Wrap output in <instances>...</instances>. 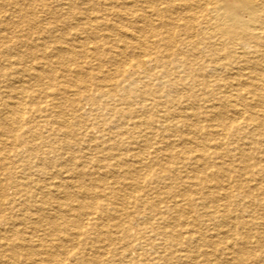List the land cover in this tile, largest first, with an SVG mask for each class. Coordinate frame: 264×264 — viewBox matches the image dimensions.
Instances as JSON below:
<instances>
[{
	"label": "bare ground",
	"instance_id": "1",
	"mask_svg": "<svg viewBox=\"0 0 264 264\" xmlns=\"http://www.w3.org/2000/svg\"><path fill=\"white\" fill-rule=\"evenodd\" d=\"M2 1L5 4L4 6L11 5V3L14 5L19 3L18 0ZM62 1L63 3L60 4L59 10L52 11V9L50 10V14L54 16L55 14L62 17L66 16L67 20L61 24L59 22L56 23L58 20L56 22L54 21L53 24L49 23L50 21L48 20V25H52L49 27L46 26L47 29L44 27L46 25L44 21L37 22L40 24V27H36L34 26L35 23H32V25L30 22L25 23L26 25L22 24V21H20L22 23L13 21L11 25L7 24L11 16L6 14L0 17V84H10L5 87L6 89L4 88L6 92L5 96L0 95V155L2 156L1 151L6 147L5 139L12 133V128L15 127L17 130H22V126H26L29 130L36 128L33 125L34 122H31V119L26 117L28 111L24 95L27 90H32L34 87H38L40 83H43V81H46V71L52 73V67H50L52 64H54L56 70H60L59 74L53 75L54 77L51 80L55 83V86H57V92L60 93L46 94V92H43V94L45 98L49 97L56 102L52 103V105H56V107L53 106V108L58 109L56 116L61 119L64 113L63 110L66 107L74 113L72 117H81L79 114H76L79 108H76L74 96L77 97V95L71 91L69 83L65 82L63 78L64 75L74 74V77L77 78L76 83L81 86L87 77L82 75L84 65L89 66L90 70L95 71L94 75L97 76L94 78L95 80L99 78L107 83L113 81L114 78L109 76L107 71L103 70L102 65L105 62L109 64L112 63L116 67L115 69L117 72L123 76L124 81L127 82L126 87L121 86L122 83L118 84V86H121V91L126 94L135 93L134 90H136L135 87L137 84H140L142 88V85L145 84V79L154 77L157 85L150 89L148 88V84L150 83H148L146 84L148 90L142 88V91L139 90V92H141L142 96L150 93L153 98H156L153 104L150 103L151 106L148 107V109L159 117L161 114L160 124L155 128V135L162 146L151 153L131 147L134 144H136V147L139 146L140 149L141 147H147L149 140L147 136L140 131V126L144 121L130 122L129 120L128 136L130 139L134 140V143L132 141L129 142L127 148L123 150L125 152L124 155H120V153L116 154V151L115 154L110 155L112 158L111 160H113L111 163L105 164L104 158H102L104 160H96L95 164H93L95 168L91 169V171L86 174L89 183L81 179L82 174L79 172L80 169L81 172H83V169L89 164L82 160L83 156L71 158L69 161L73 164V167L76 168L75 173L79 180H75L74 177L71 176L66 177V180L62 179V184L51 185L47 182L43 186L36 188L37 192H39L40 200H46L49 196L53 200V205H50L51 202H49V198L47 201L49 204L46 205L45 201V203L42 202L37 205L35 213H44L45 215L46 212L51 210V206H53L55 210L52 212L53 215L50 216L52 221L48 222L49 230L50 233L55 234L57 232L62 234L63 237L59 234L55 235V237H53L54 234H46L45 232L47 231H44V228L43 230L41 229L44 233L39 234L38 232L40 231L41 223L44 219L42 220L34 216V213V215L32 214L29 217V220L32 222L30 227L31 231L18 232L13 230L19 233H14V235L17 234V239L20 237V244L18 246H16V244L15 246H3L0 242V264H18V261L27 264L26 262L31 260L30 255L33 257L36 255L37 251H40L37 253L38 256L41 255L44 257V263L47 262L51 264L55 256H61L63 260L61 259L59 264H66L65 260L67 259L72 264H84L87 255L84 253L86 251L84 248L91 242L89 231H85L87 229L86 225L95 226L94 224L99 220L98 216L96 218L94 217L96 215L93 207L97 206V208H100L102 211L113 210V213L115 215L117 214L112 206L108 204H97L95 202L100 198L97 193L105 192L104 189H107L104 187L107 184L104 178L107 179L108 177L113 178L118 176H123L122 178L125 183L122 184V187H124V189L133 190V192L141 189V186L137 185L135 181L138 178H146L148 176L158 177L163 181L167 180L169 182L167 188L170 190L177 188V191H179L185 188L186 191L184 196H186V198L184 199L188 202L187 206H189L190 209L196 210L198 207L212 209L207 214H199L200 217L197 221H202V225L215 221L216 225L220 227L219 229L222 228L224 234L229 233L231 230H239L238 237L230 241L231 246H226L227 244L225 243V245L224 241L220 238L214 239L212 235L207 236L199 233L195 229L185 232L182 235L168 233L170 239L176 243L175 246H181L182 244L192 242L194 238L197 237L199 241L209 243L211 246L218 248V251L221 250L220 254L217 256L216 254L212 253L210 255V253L202 251L200 253L204 258L202 264H221L222 261L220 260H223L222 256L224 255V251L230 256H227V258L225 257L228 261H226V259L224 260V262L228 264L264 263V216L262 217L260 212H258L260 214L255 213V205L264 210V0H143L147 9L144 11L142 9H134L133 11L128 10L127 6H133V8H135L138 0H130L129 2L127 0H122L123 2L120 0H102L100 3L96 4L93 0H61V2ZM27 2L31 3L29 0ZM46 2L49 3L48 0H45L43 2L45 6ZM117 3L121 4L115 10L116 5L114 4ZM143 3L141 2V4ZM24 5L25 4H23V7ZM6 8L7 7H5V9ZM45 9L46 8H44V10ZM22 11H27L26 16L34 13V10L25 8L24 10H17L16 14L22 13ZM128 13H131L136 18L134 19L136 23L132 27L125 25V21H128ZM108 15L116 18V24L109 25L106 20L107 18H105ZM15 19L18 20L17 18ZM23 20L25 22V19ZM36 20H38L37 17ZM60 26L69 29V32H74V34H69L70 36L74 35V37L71 38V44L68 43V41L66 43L65 38L56 36V32H58V27ZM20 27H26L23 30H25L28 36L30 35V31L32 32L34 29L38 30L42 28L37 36L40 42H35L36 40L30 42H34V44L38 46L35 45L34 48H30L28 47L29 44L26 45L13 42L11 32L14 28ZM100 31L107 32L108 35L101 37L97 36ZM15 32L16 31H14V34ZM61 32H63V30ZM83 34L89 36L82 37ZM48 35L54 39L56 44V46L50 47L52 50L48 49V45H46V37ZM14 38L16 37L14 36ZM38 39L37 41H39ZM96 40L104 41V45L106 46L105 50H98L99 47L96 43H93ZM59 43H65L66 45ZM46 48L51 50V52H49L50 56H48L47 53V57L55 60L52 64L46 63L48 59L46 58ZM124 50H130L132 53L137 51V55H140L139 59L134 58L135 61L133 63L124 61V57L122 56L125 54ZM65 55L66 58L67 56L69 57L66 60L63 57ZM25 58L27 61L32 60V63L29 65L25 64ZM86 59H88L89 62H85L84 60ZM78 62L83 65L78 66ZM145 64H151L152 71L145 69ZM119 67L123 68L124 71L121 72ZM126 68H139L142 70V73L140 75L134 73L133 75L127 73V71H125ZM207 69H209L210 73H205ZM211 76L215 77V83L218 85V89L216 92L210 91L208 94H213V99L219 97V100L217 103L215 102L216 104L212 103L203 106L205 115L204 123H206V125L202 126L199 120L200 116L197 113H193L194 111H189L192 110L190 100L180 96L181 94L179 95L177 91L179 89H183L182 91H184V87H190L193 93V89L199 87L200 90H203L204 93L206 92L205 95H207L209 91L208 78ZM105 87H107V85ZM98 88L102 90L103 96L110 99L114 97L111 94L112 92L109 93L110 91L106 90L104 86H98ZM115 97H117V95ZM161 97H164L163 102H161ZM190 97L192 96L190 95ZM245 99H247V101ZM177 101H180L179 106L185 105L183 111L180 110L179 106H175V102ZM94 102V99H91L90 105L92 108L94 107ZM141 103L144 104L145 99H141L139 104ZM29 106H31V104ZM33 107L34 106L31 108L35 111L36 108L34 110ZM142 108L146 110L144 106H142ZM49 111L50 109L45 108V110H41V113H47ZM132 112L127 108L124 110L120 109L118 113L116 112L114 117L118 114V117L127 120L130 118ZM228 113H231L230 120L229 118H227L228 120H226V118L224 120V116ZM145 123L150 125L147 121ZM60 125L62 126H60V128L64 130L61 131L63 139L59 143V149L66 150L74 146H76L74 148H78L77 144L69 142V137L72 133L70 127L64 123ZM230 131H232L233 134H230ZM242 132H247L249 134V140H247L246 144H250V147L247 150H244L242 145L238 146V144H235L236 142L231 141V143L235 144L234 148L219 151L220 147L229 143L224 142L230 138L227 133L234 136ZM120 135L127 136V134ZM100 140L98 139V141ZM14 147L13 152L17 148ZM94 147L95 150L101 147L100 151L103 152L108 149V147L103 148V145ZM111 150L113 151V149ZM4 151L6 152V150ZM165 153L167 154L165 155ZM254 153H257V156H255ZM128 154H131L132 157V160L129 162L123 159V156ZM35 157H37V155H35ZM39 157H37V159ZM224 157H227L228 161L225 160ZM2 158L3 157H0V169L3 167ZM121 166L127 169L129 168V170L124 169L125 172L123 170V173H110V175L106 173L105 176H103L104 178L97 176L96 169L98 171L99 169L116 167L120 169ZM132 168L135 170L133 171ZM188 169H190V171ZM237 170L239 173L241 172V175L249 176L250 182H256V179H258L262 183L259 185L240 184L235 180L237 178L234 179L235 176L233 175L238 174L236 172ZM2 173L3 172L0 173L1 176ZM50 177H53V175ZM254 177L256 178L254 179ZM224 183L231 186L227 187ZM232 187L242 195V199L232 200V196H228L229 188L232 189ZM93 188L101 190L96 193L92 191ZM67 190H73L76 196L83 198L84 201H88V203L76 206L77 215L71 214V212L74 211L71 210L72 207L69 205L68 201L72 200L75 196L70 195ZM170 190H167L168 193H165L168 197L174 198L177 195L178 197L180 196L179 192L178 194L172 195V191ZM114 191L112 189V191L109 190L107 193L110 195L115 194ZM257 191H259V193H257ZM118 193H120V191H118ZM102 194L104 195V193ZM1 198L2 197H0V199ZM102 201H106V198ZM36 202L37 200L33 203L35 204ZM158 206L157 204H152L146 208L158 213ZM181 207L179 203H173V205L167 204L164 206L166 211L175 213V215L178 216V220L183 218L181 214H177L181 210ZM24 211L25 210H23V212ZM242 211L249 214L248 219L242 218ZM65 214L69 216L68 222L72 224L75 231L77 230L76 233L70 234L69 236L67 235V237H65V227L68 222L61 223L55 221L57 218L64 217ZM54 215L57 216L55 217ZM225 218L228 219V221H225ZM79 219H81L82 224L78 222ZM84 220L87 222L86 225L83 223ZM184 223L187 224L185 221ZM128 225L132 226L130 227ZM128 225H126L127 227H122L121 231L118 232L123 235V240L128 237V235H126V229H134L136 226L134 223H128ZM188 225L192 226L193 223L191 222V224ZM35 226H39V229L35 228ZM72 227L69 228L71 229ZM162 230H166V226H164ZM253 231L256 235H254ZM107 232H105L106 235H108ZM108 237L110 240L112 239V235ZM102 238L103 237L98 234L95 242H101ZM176 238H180V243ZM1 239L0 235V240ZM34 242L35 245L33 244ZM25 247H27L28 250H23ZM51 248L57 252L53 253ZM96 253H99V250L94 252V254ZM234 254L238 256L235 257ZM100 255L103 256L104 253L101 251ZM123 257H125V255ZM179 257L180 256L176 255V257L173 256V259L177 263L182 264L180 259L183 258ZM193 259L197 260L196 257ZM189 261L191 262L193 260Z\"/></svg>",
	"mask_w": 264,
	"mask_h": 264
},
{
	"label": "rangeland",
	"instance_id": "2",
	"mask_svg": "<svg viewBox=\"0 0 264 264\" xmlns=\"http://www.w3.org/2000/svg\"><path fill=\"white\" fill-rule=\"evenodd\" d=\"M22 1L23 0H18L19 3H17L16 5L11 3V5L4 6L5 4L3 3L2 0H0V17L4 16L6 14L11 16L10 17L11 20L9 19L7 21V24L12 25L13 21H19V22L22 21L23 23L20 22L22 24L30 22V24L35 23L36 25L34 24V26L40 27V24L37 22L38 21H40V22L44 21V23H46V25L44 27H46V26L49 27L54 23V21L56 22L58 20L56 23L59 22L61 24L67 20L66 16L62 17L58 14L57 15L55 14V16L50 14V10H52V9H53L52 11L59 10V8L61 6L60 4L63 3V1L61 2V0H57V1L56 0H48L49 3L46 2V6L43 4V2L45 0H37V1L36 0H32V1L29 0V2H31V3H28L27 2L28 0H24L23 3H22ZM101 1L102 0H93V2L95 4L100 3ZM120 1L123 2L122 0H120ZM127 1L129 2L130 0H127ZM141 2L143 3V0H140V1L138 0L135 8H133V6L132 7L127 6L128 10L129 11H133L134 9H138V10L142 9L143 11L147 10L144 3L141 4ZM23 4H25V5L27 4V5L26 6L24 5V7H23ZM30 4H32V5H30ZM120 4L121 3L114 4V5H116L115 10L120 6ZM20 6H22V7H20ZM55 6H58V7H55ZM5 7H7V8L5 9ZM25 8L34 10V13H32L31 15H28V16H26L27 11H24V12L22 11V13L16 14L17 10H19V9L24 10ZM44 8H46V9L44 10ZM128 14L129 15L127 16V19L129 21V23H128V21L127 22L125 21V25L132 27L136 23L134 20L136 18L131 13H128ZM21 16L24 18H22ZM39 16H40V18H39ZM36 17L38 20H36ZM55 17H56V19H55ZM15 18H17L18 20H16ZM62 18H65V19H62ZM105 18H107L106 20L109 23V25H114L117 22V20L114 16L108 15ZM12 19H14V20H12ZM23 19H25V22ZM31 20H32V22H31ZM47 22L52 23V24L48 25ZM47 27H46V29H47ZM20 28H14V30L11 32L13 34V35L11 34V36L13 37V42L19 43V44L23 43L26 45L29 44L28 47L34 48V46L37 44H34V42L33 43H30V42L33 40L34 41L36 40L35 42H40V40L38 39L39 37L37 38V36L39 35L40 30L42 28H39L38 30L34 29V30H32V32L30 31L29 36L26 35L25 30H23L26 27H24V28L20 27ZM58 28H59V30H58V32H56V36H60L62 38H65L66 43H67V41H68V43H70L71 38L74 37V35L70 36L69 34L70 33L74 34V32L73 31L69 32V29H65L61 26ZM62 30H63V32H61ZM14 31H16L15 34H14ZM105 35H108V33L100 31V32H98L97 36L101 37V36H105ZM14 36L16 38H14ZM84 36H89V35L83 34L82 37H84ZM37 39L39 41H37ZM93 43H96V45L99 47L98 50H100V51L105 50V48H106L103 40H96ZM59 44L66 45L65 43H59ZM46 45H48L47 46L48 49H51L52 47L56 46L54 39L49 35L46 37ZM48 49L46 48V58H48L46 60V63L52 64V62L53 61L55 62V60L51 59L50 57H47V53H48V56H50L49 52H51V50H52V49L51 50H48ZM124 51H125V54L122 55L124 57V61L133 63L135 61L134 58L139 59L140 55L139 54L137 55V51H135L134 53H132L130 50H124ZM29 53H30V51H29ZM63 57L65 58V60L69 58L68 56L66 58V55ZM102 60H103V58H102ZM84 61L89 62L88 59H86ZM24 62H26L25 64L29 65L32 63V60L27 61L25 58ZM92 64H96V63H92ZM77 65L82 66L83 64L81 65L80 62H78ZM144 66H145V69L152 71V68H151L152 65L151 64H145ZM50 67H52L51 71L53 74L48 73L46 71V81H43V83H40V85H38V87H34L32 90H29V91L27 90V92L24 95V99L26 101L25 103H26L27 111H28V113L26 111V113H27L26 117H29L31 119V122H34L33 125L36 128H33V130H29L26 126H24V127L22 126L23 132H22V130H19V129L17 130V128H15V127L12 128L11 129L12 133L10 135H8L7 138L5 139V146L6 147H4L3 151H1L2 156L0 155V157H3L2 158L3 159L2 160L3 167H2V169H0V173L1 172H3V173H2V176L0 175V197H2L0 199V230H1L0 235L2 238L0 240V242L2 243L3 246L4 245L5 246L6 245L15 246V244H16V246H18L20 244V241H19L20 237H18V239L16 237L17 234H19L18 232L19 231L20 232L31 231L30 227L32 225V222L29 220V217L32 214L34 215L35 210L37 209L36 208L37 205L41 204L42 202L45 203V201H46V205L49 204V202H51L50 205H53L52 204L53 200L49 196L46 198V200L42 199V201H41L39 192H37L36 188L43 186L47 182H48V184H51V185H54V184L59 185V183L62 184L63 180H66L65 179L66 177H71V176L74 177L75 180H79L77 178L76 173H75L76 168H74L73 164L69 161V160H71V158H73V157L78 158L79 156H83L82 160L85 163L87 162L89 164V165H87V167H85L83 169V172H81V169L79 170L80 174H82L81 179L84 182L89 183L88 182L89 179H88V176L86 174L88 172H90L91 169L95 168V167H93L94 166L93 164H95L96 160H104L105 159L104 162L106 164V163H111L113 161V160H111L112 158L110 155L115 154V151H116V154L120 153V155H124L125 152L123 150L127 148V145L129 144V142L132 141L134 143V140L130 139L128 136V129H129L128 121L129 120H130V122H133V121L143 122L144 121L140 126V131L142 134H145L147 136L149 143H150V144L148 143L147 147H144V148L141 147V149L139 146L136 147V144L132 145L131 147H133L134 149L138 148L139 150H143L145 152L151 153L152 151L157 150L158 148H161V146H162L159 143L158 138L155 135L156 134L155 128H157V126L160 124L161 114L159 117L157 114H155L154 112H152L148 109V107H150L151 104L154 103L156 98H153L150 95V93L142 96L141 92H139V90L142 91V88L148 90V88L152 89L155 85H157V82H156L154 77L150 78V79H145L144 80L145 84L142 85V88H141L140 84H137L135 87L136 90H134L135 93L126 94V93H123L121 91L120 87L121 86L126 87L127 82L124 81L123 76H121V74H119L117 72V70L115 69L116 67L112 63L109 64L108 62H105L102 65L103 70L107 71L108 75L112 76L114 78L113 81H111V82L109 81L107 83L103 82L99 78H98V80H95L94 78L97 77L94 75L95 71L90 70L89 66L84 65V68L82 69V75H85L87 77L85 78V80L81 86L76 83L77 78L74 77V74H70V75H66V76L64 75V78H63V80L65 82L69 83L71 91L77 95V97L74 96L76 108H79L77 110L76 114H79L81 117L80 118L72 117V115L74 113L71 112L70 109H68V107L64 106L66 108H64V110H63L64 113H63L62 119H61V118L56 116L58 109L53 108V106L56 107V105H52V103H56V102L51 100V98H49V97L45 98L44 94H43V92H46V94L47 93L48 94L60 93V92H57L58 88H57V86H55V83H53V81H51L52 78L54 77L53 75L59 74L60 70H56L54 68L55 67L54 64H52V66H50ZM71 67H73V66H71ZM117 67H118V65H117ZM120 68L121 67H119V70L121 72L124 71L123 68H121V69ZM107 69H109V70H107ZM125 71H127V73H131L133 75H134V73L136 75H140L142 73V70L139 68L138 69H132V68L127 69L126 68ZM205 73H210L209 69H207V71ZM119 83H122L121 86H118ZM148 83H150V84H148ZM8 84L9 83L0 84L1 85L0 86V95L1 96H5L6 92H5L4 88ZM146 84H148V88H146ZM208 84H209L208 85L209 91L207 92V95H205L206 92L204 93L203 90H200L199 87L196 89H193L194 94L191 92L192 88H190V87H186V88L184 87V91H182L183 89L182 90L179 89L177 91V92H179V95L181 94L180 96H183V97L188 98L190 100V105H191L192 110H189V111L190 112L194 111L193 113H197L200 116L199 120H200V124L202 126L206 125V123H204L205 115H204V111H203V106L209 105V104H212L215 102L217 103L219 100V97L214 96L215 98L213 99V94H211V93L208 94L210 91L216 92V90L218 89V85L215 83V77H212V76L209 77L208 78ZM106 85H107V87H105ZM71 86L73 89L71 88ZM98 86H101V87L104 86V88L106 90L110 91L109 93L112 92L111 94L114 97L112 99H110L106 96H103L102 90H100L98 88ZM116 95H117V97H115ZM190 95L192 97H190ZM183 97H182V99H183ZM91 99L92 100L94 99V101H95L93 108L90 105ZM141 99H145L144 104L143 103L139 104ZM161 99H162L161 102H163L164 97H161ZM245 100L247 101V99H245ZM179 102L180 101L175 102L176 107L179 106ZM30 104H31V106H29ZM32 106H34L33 107L34 110L36 108V110H37V111L35 110L36 112L32 110V108H31ZM142 106H144L146 108V110H143ZM193 106H195V107H193ZM184 107H185L184 104L179 106L180 110H182V111H183ZM45 108L50 109V111L47 113H41V110H45ZM80 108H82V109H80ZM126 108L131 110V112L133 111L131 113L130 118H128L127 120H124L123 118L118 117V114L116 115V117H114L116 112L118 113V111L120 109L124 110ZM230 114L231 113L226 114L224 116V120H225V118H226V120H228L227 118H229V120H230V117H231ZM139 115H141V116H139ZM157 118H159V119H157ZM146 121L148 123H150V125H147L145 123ZM59 123L60 124L62 123V125L64 123L70 127V130L72 133L69 137L70 138L69 142H72L73 144H77L78 148H74V147H76V146H74V147H71V149H70V147L67 148L66 150H62V149L60 150L59 149V145H60L59 143L63 139L61 131L64 130V129L62 130L60 128L61 125ZM148 128L150 129V131ZM108 129H110L112 131H110ZM152 130H153V132H152ZM113 131H115V132H113ZM150 133H151V136L153 135L152 137L150 136ZM229 133L233 134L232 131H230ZM229 133H227V134H228V137H230V138L227 141H224L225 143L226 142H229V143L220 147L219 151H225L226 149L234 148L235 144H238V146L242 145V148L244 150H247L250 147L249 146L250 144L249 145L246 144L247 140H249L248 139L249 134L247 132H245V133L242 132L241 134L234 135V136L230 135ZM120 134H127V136H121ZM41 136H42V138H41ZM92 137H95V138H92ZM97 138L99 140L100 139L101 140L98 141ZM41 139H43L44 141ZM95 139H96V141H95ZM107 140H110L111 142L107 141ZM231 141H234L236 143L233 144V143H231ZM18 142H19V144H18ZM101 143H104V144H101ZM120 143H122V144H120ZM119 144H120V146H119ZM209 144H211V143H209ZM102 145H103V148L108 147V149H107L108 151L107 150H105L106 152L100 151L101 147L98 149L96 148V150H95L94 146H102ZM90 146H92V147H90ZM13 147L14 148L17 147L14 152H13V150H14ZM82 147H84V148H82ZM110 147H111V149H113V151L110 149ZM9 149H11V150H9ZM4 150H6L7 153ZM110 151H111V153H110ZM5 153H6V155H5ZM98 153H100V154H98ZM166 154L167 153H165V155ZM256 154L257 153H254L255 156H257ZM35 155H37V157H39V156L40 157L37 159V157H35ZM228 156H230V155H228ZM102 158H104V159H102ZM108 158H109V160H108ZM123 159H125V161H128V162L131 161L132 160L131 154L123 156ZM224 159L228 161L227 157H224ZM76 163L78 164L77 161H76ZM124 169H127V168L124 166H121L120 169H119V167L107 168V169H101V170L99 169V171L96 169V173L98 174L97 176H99V177L101 176V178H102L103 176H105L106 173H107V175H110V173L111 174L123 173ZM127 170H129V168ZM132 170L134 171L135 169L132 168ZM188 170L190 171V169H188ZM62 172H63V175H62ZM124 172H125V170H124ZM236 172L238 174H233L235 176L234 179L237 178L235 180L242 185H250V184L259 185L260 183H262L258 179H256V182H250L249 176L241 175L240 174L241 172L239 173L238 170ZM49 173H50V175H49ZM51 175H53V177H50ZM47 177L50 179H48ZM122 177L123 176H118V177H113V178L108 177L109 179L108 178L106 179L103 177L105 182L107 183L104 186L105 188H107V189H104V191L106 193L105 192H99L101 189H94V188L92 189L93 192H96V193L99 192V193H97V195L100 196L99 200H96L95 202L97 204H108L109 206H112V208L114 209V211L117 214L115 215L113 213V210H103L102 211V210H100V208H97V206H94L93 210H94L95 215H96L94 217L95 218L97 216L99 217V220H97L96 223L94 224L95 226L86 225L87 222L84 220L83 223L87 227V229L85 231H89V233H90L89 236L91 237L90 244L85 246L86 248H84L86 250L84 253L87 254L86 255V262H84V264H88V262H89V264H91V263L92 264H109V263L110 264H115V263L116 264H180V263H177L173 259V256L176 257V255L180 256L179 258H183V259H180V262L182 264H193V263L194 264L195 263L202 264L204 261V258L200 255V253L202 251H206L207 253H210V255L213 253V254H216V256H217L220 254L221 250L218 251V248L211 246L209 243L199 241L197 237L194 238V241H192V242L182 244L181 246H175L176 243L170 239V237H169L170 235L168 233H173L174 235H179V234L182 235L185 232H189L190 230L195 229L199 233L205 234L207 236L212 235L214 239L215 238L222 239L224 241V244L225 243L227 244V245L225 244L226 246H231L230 241L235 239L236 237H238L239 230H235V231L231 230L229 233L224 234V231H222V228L219 229L220 227H218L216 225L215 221L205 223V225H202L201 220H200L201 222L197 221V219H199V217H200L199 216L200 213L201 214L202 213L207 214L212 209H207V208L205 209L202 207H198V208H196V210L190 209V207L187 206L188 202L184 199V198H186V196H184V193L186 191L185 188L184 189L182 188L179 191H177V188H173L172 190H170L167 188L169 185V182L167 180L163 181V180H160L158 177H152V176L149 177L148 176L146 178L145 177L144 178L143 177L138 178L135 181V182H137L136 183L137 185L141 186V189L133 192V190L124 189V187H122V184L125 183L124 179ZM255 178L256 177H254V179ZM117 183H119V184H117ZM177 185H178V182H177ZM224 185H226L227 187L231 186V185L228 186V184H226V183H224ZM261 185H263V184H261ZM121 188H123V189H121ZM112 189H113V191L115 190L114 191L115 194H111V195L108 194L107 192L109 190L112 191ZM229 189L230 190L228 192V194H229L228 196H232V200L242 199V195L235 188L232 187V189L231 188H229ZM128 190H129V192H128ZM167 190L172 191V195L178 194V192H179L180 196L178 197V195H177L174 198H170V197H168V195L165 194V193H168ZM118 191H120V193H118ZM68 192L70 195L75 196L72 200L68 201L69 205L72 207L71 210L74 211V212H71V214L77 215L78 212L76 211V206L83 204V203H88V201L87 200L84 201L83 198L76 196L75 192L73 190H71V191L69 190ZM102 193H104V195ZM257 193H259V191H257ZM99 194H101V195H99ZM32 197H34V198H32ZM105 198H106V201H102V200H105ZM121 198H122V200H121ZM48 199H49V202H47ZM162 199H164V200H162ZM36 200H37V202L34 204L33 202ZM89 203H91V202H89ZM109 203H112V204H109ZM173 203H179L182 206L181 210L177 213V214H181L183 217L180 220H178V216L175 215V213L170 212V211H166L164 208L165 205H167V204L173 205ZM93 204H95V203H93ZM152 204L159 205L158 206L159 207L158 213H155V212L146 208ZM255 206H256V208H255L256 212L255 213L256 214L261 213L262 214L261 216L263 217L264 216V210L260 209V207H257V205H255ZM51 207H52L51 210L48 211L49 213L46 212L45 215H44V213H40V214L35 213V215H34V216H37L38 218H40L42 220L44 219L41 223L40 231L38 232L39 234L44 233L41 231V229L43 230V228H44V231H47V232H45L46 234H49V235L54 234V233H50L49 225H48V222L52 221L50 216L53 215L52 212H54V210H55L53 208V206H51ZM23 210H25V211L23 212ZM243 210H245V209H243ZM258 212H260V213H258ZM50 213H52V214L49 215ZM241 213H242V218L248 219L249 214L247 212L242 211ZM62 214H64V213H62ZM54 216L56 217L57 215H54ZM65 217H67V218H65ZM45 218H47V219H45ZM170 220H172V221H170ZM55 221L61 222V223L62 222L67 223L69 221V216L65 214L64 217L62 216V218H57ZM184 221L187 222V224L184 223ZM225 221H228V219L225 218ZM78 222L82 224L81 219H79ZM104 222H106V223H104ZM191 222L193 223V225L189 226L188 224H191ZM229 222L231 223L230 219H229ZM128 223L136 224V226L134 228L135 230L132 228L126 229V235H128V237L125 240H123L122 239L123 235H121L118 232L121 231L122 227H127L126 225H128ZM124 224H126V225H124ZM101 225H103L104 227ZM128 226L131 227L132 225H128ZM164 226H166V230H162V228ZM69 227H72V224L68 222L67 226L65 227L66 228V230H65L66 235L64 234L65 237H67V235L69 236L70 234L77 232V230L75 231V229L73 227L71 229ZM35 228L39 229V226L38 227L35 226ZM21 229H23V230H21ZM13 230H16L18 232H15ZM93 231H94V233H93ZM218 231H220V232H218ZM105 232H107L108 235H106ZM14 233H17V234L14 235ZM114 233H116V234H114ZM57 234H59V233L56 232L53 237H55V235H57ZM98 234L103 237L101 240L104 243L102 241L98 242V243L95 242ZM59 235H62V234H59ZM109 235H112L111 240L108 237ZM254 235H256L255 232H254ZM62 237H63V235H62ZM117 238H119V239H117ZM176 240H178V242L180 243V238H176ZM106 241H108V242H106ZM65 242H68V241H65ZM33 244L35 245V242ZM33 244H31V245L34 246ZM51 249H52L51 251L53 253L57 252L53 248H51ZM23 250H28V248L25 247V248H23ZM96 250H99V253L94 254V252ZM16 251H19V250H16ZM101 251H102V253H104L103 256L100 255ZM39 252L37 251V253H39ZM37 253L33 257H31V255H30L31 260L27 261L26 263L27 264H48L47 262L44 263V257L41 255L38 256ZM226 253L227 252H225V251L223 252V254H224L222 256L223 260H220V261H222L221 264H228V263L224 262V260L228 256ZM123 254L125 255V257H123L124 256ZM234 256L237 257L238 255L234 254ZM194 257H196L197 260H194L193 259ZM228 257H230V256H228ZM61 259L63 260V258H61V256H55L53 258V262H51V264H59V261ZM189 260H193L194 262L193 261L190 262ZM226 261H228V260L226 259ZM17 263L23 264L20 261H18ZM65 263L66 264H72L68 259L65 260ZM256 264H264V263H256Z\"/></svg>",
	"mask_w": 264,
	"mask_h": 264
}]
</instances>
